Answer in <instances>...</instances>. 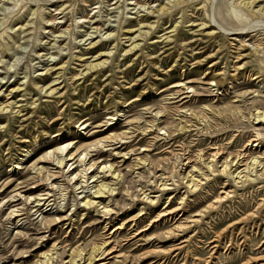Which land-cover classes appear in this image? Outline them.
<instances>
[{
  "label": "rangeland",
  "instance_id": "rangeland-1",
  "mask_svg": "<svg viewBox=\"0 0 264 264\" xmlns=\"http://www.w3.org/2000/svg\"><path fill=\"white\" fill-rule=\"evenodd\" d=\"M177 1L0 0V264H68L95 246L116 248L110 264H264V178L236 185L199 165L216 148L221 163L264 160V0ZM63 137L98 183L79 189L57 167ZM102 162L116 190L82 207Z\"/></svg>",
  "mask_w": 264,
  "mask_h": 264
},
{
  "label": "bare ground",
  "instance_id": "bare-ground-1",
  "mask_svg": "<svg viewBox=\"0 0 264 264\" xmlns=\"http://www.w3.org/2000/svg\"><path fill=\"white\" fill-rule=\"evenodd\" d=\"M178 1H180V0H178ZM178 1L175 3V5L173 7L180 5V3ZM255 3L256 2H254V1L253 2H247L244 0L242 3H239V5L243 6V8L248 9V8H251V6H253ZM171 8L162 7L161 9L157 10V13L161 12L162 16H166L168 14V12L171 10ZM210 27H212V26H210ZM235 35H239V34H235ZM240 36H242V34ZM112 38H113V36L109 35V39H112ZM102 65H104V62L99 63V64H95L93 67H91V70L97 69L98 67H101ZM220 83L221 82L219 81V82H216L215 84H212V85L217 86ZM182 86L185 87V85H182ZM182 86L176 85L174 87L178 88V87H182ZM184 98H186V97H184ZM1 109L2 108H0V111H2L4 108L2 110ZM255 120L259 121L258 124H262V123L264 124V113L258 114L255 117ZM65 139H66L65 137L59 138V140H58L60 142L59 147L56 148L54 151L49 152L48 155H53L54 161L57 162L58 168L69 167V169H68L69 173H71V171H72L69 179L72 181H75L76 179H78V182L81 185H82V183H85L87 186L80 187V184H79V185H75V187L78 186V187H80L79 189L86 190L90 186V185H88L89 181L93 180L91 183H96L97 181H99L98 179L95 181V179L97 178V175H99V174L96 175L95 171H94L93 176L88 177L89 173L91 174L90 170H92L93 167H95V164H92V162L89 158V154H90L89 152L84 151V152L79 153V154H78L77 150L75 152H73V150H75V148L77 147V146L75 147L76 144L70 143V142H65ZM251 143L252 144H249L248 146H251L252 148L260 147L258 139L252 140ZM253 143H254V146H253ZM246 154L243 153L241 155H238L236 160L231 159L228 161V159H227L221 163L222 158H223V152L220 149L216 148L214 150V153H212L210 156L211 159L209 161H206V160L202 161L201 160L202 163H199V165L201 166L200 168L205 170V172L210 174V175L215 174V173H220V175L230 176L236 185L253 183L256 181V179H254V177H256V176L260 177V179L264 178V160H262L263 158L254 157L250 161L249 160L247 161V159H245ZM188 163H190V162H188ZM220 163L222 165H221L220 170H218L219 169L218 165ZM144 165H145V161H144ZM97 168L99 170V171H97V173H103L104 174L102 177L103 179L100 181L101 184L99 186L95 187V188L98 187V189L96 191H94L93 193H89L88 191L87 192L83 191V192L79 193V194L86 193V195L82 198L84 200V201L82 200L83 202H81V203H83L82 207L91 208V207H94V205H96L95 207L97 208V205H102L101 202L104 199L109 197V196L105 197L106 195L112 196L116 190V189L111 188L110 183L106 184L104 182L105 180H110L111 182H114L115 180L118 179L116 177H118L119 175L118 176L116 175L115 170H113V167L102 162ZM202 169H198V171H195L193 173H198ZM39 170L40 169H38L37 172ZM193 170H196V168H194ZM172 174H173V172H171L170 175L166 176V179L169 181L173 180ZM197 176L191 175L190 180L187 182L188 188L192 192L197 191L203 185V179H199V178H197ZM199 176H200V178H203L207 175H204L203 173H199ZM81 179H84V181H81ZM185 179L186 178H184V180ZM160 188H161V191H163V192L171 190L168 188V184H166V183L160 184ZM144 194H145V191L142 193V195L144 196ZM222 194H223V196L217 198V200H216L217 202L224 201L225 199L227 200L230 197V192H228V191H222ZM50 198L51 197H46L45 195H43V196L40 195L37 199H34V203L36 202V208H38L37 211L41 210L45 206L48 208L50 206ZM145 199L149 200V202L152 204H156V201H157L156 198L150 199L149 195H145L142 200H145ZM183 200H185V199H183ZM19 201H21V200H19ZM209 206H211V205H209ZM107 208L103 207L102 209H104V211L107 212L108 211ZM164 209H166V208H164ZM179 210L180 209L168 210L165 212L163 211L164 213H160L158 215L157 219H155L152 223L155 224V223H159L162 221H169L170 219H174L175 217H177L176 214ZM18 212L13 210L11 212V215L14 216L15 218L22 216V215H16V213H18ZM195 216L200 217L201 215L196 214ZM117 229H121V227H118ZM183 229H185V226ZM106 241H108V240H106ZM104 245H106V243H104ZM115 249L107 250V249H104L103 246H100V247L95 246V247H93V250L91 251L88 259L86 260L85 256H84L83 249L78 247V248L71 251L70 256H69L70 260H69V262H66V263H68V264H110L109 260H113L115 258H120V256L114 255L116 253ZM48 255L44 256L45 257L44 259L46 260L45 264H50L51 261H53V258L51 257L52 255L51 256L49 255L50 257H48ZM44 261L42 263H44Z\"/></svg>",
  "mask_w": 264,
  "mask_h": 264
}]
</instances>
